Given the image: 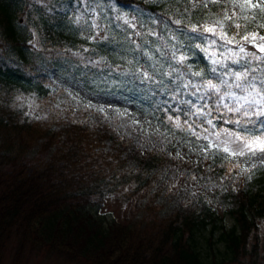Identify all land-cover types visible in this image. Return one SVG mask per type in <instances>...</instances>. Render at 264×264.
I'll use <instances>...</instances> for the list:
<instances>
[{
    "label": "trees",
    "instance_id": "obj_1",
    "mask_svg": "<svg viewBox=\"0 0 264 264\" xmlns=\"http://www.w3.org/2000/svg\"><path fill=\"white\" fill-rule=\"evenodd\" d=\"M106 1L135 11L137 25L144 30L137 45L143 59H137L140 64L135 66L152 75V80L140 84L138 79L122 78L119 71L132 66L130 57L119 49V44L129 45L122 34L104 42L106 46L85 51L77 45L78 32L65 15L45 17L42 31L52 45L65 51L63 61L85 86L100 90L103 80L110 79L124 87L162 128L149 131L130 116L87 107L45 75L0 57V264L13 240L15 252L9 264H19L28 249H45L70 261L82 255L95 264H262L264 165L240 172L236 162L225 156H198L186 142L194 115L186 117V109L176 112L180 105L169 98L177 75L172 69L184 71V66L171 60L176 49L177 57H187L191 72L203 73L201 77L186 75L185 80L221 83L205 53L195 47H208L214 37L204 33L206 39H201L182 30L213 21L212 14L223 19L231 36L236 30L228 25L245 21L232 15V0L210 5L204 0ZM17 9L14 0H0V36L8 45L6 51L25 61L26 50L15 24ZM225 11L231 19H224ZM249 11L257 12L256 19L264 23L259 9ZM177 19L180 25L173 23ZM252 30L253 22H248L239 31ZM255 30L264 35V28ZM98 65L118 72L104 75ZM259 67L264 70V64ZM255 75L259 80L264 71ZM221 87L226 91L222 83ZM190 91L181 88V92ZM211 116L217 118L220 130H236L234 124L226 123L235 118L226 109L217 112L212 107ZM162 196L174 201L166 215L158 207ZM109 199L130 208L99 233L91 226L96 219L81 210L87 205L100 209ZM228 216L234 220L231 228H227ZM140 219H144L141 225ZM206 231L211 233L210 243L218 234L226 249L224 258L209 260L201 253L200 235Z\"/></svg>",
    "mask_w": 264,
    "mask_h": 264
},
{
    "label": "rangeland",
    "instance_id": "obj_2",
    "mask_svg": "<svg viewBox=\"0 0 264 264\" xmlns=\"http://www.w3.org/2000/svg\"><path fill=\"white\" fill-rule=\"evenodd\" d=\"M14 1L18 6L15 24L21 35V39L26 50V60L21 61L9 54L6 51L8 50L6 47L8 45H6V41H1V36L0 42L5 43V45L2 46L4 49L0 47V57L4 58L8 62L26 67L28 70H35L40 74L45 75L54 86L63 88L67 92H70L74 97L90 104L91 106L103 108L109 113L130 116L149 131H156L162 128L153 120V117L145 112L142 106H140V104L125 91L124 87L116 85L114 82L110 81V79L108 81H105V79L103 80V87L100 90H93L85 86L63 61L61 53L65 54V51L57 45H52L51 42L53 41L47 39L42 31L43 19L45 17L52 18L54 14H62L66 16L65 18L68 20L69 25L78 32L79 37L77 45L84 49L96 50L98 45L106 46L104 42L116 37L117 35L122 34L126 36V40L129 41V45L123 46L122 48V45L119 44V49L121 52L124 50L126 56L130 57L132 66H128L119 72L121 73L122 78L131 82V80L134 81L138 79L131 73H133L136 69L135 65H139V61L143 59L141 51L138 49L137 45L144 37V30L140 28V25H137V19L134 14L135 11H125V9H119L117 5L106 0ZM204 2L207 3V5L211 4L208 0H204ZM236 2L239 3L242 2V0H236ZM252 2L254 4H264V0H252ZM211 15H209L211 20H221L223 22V19H214L213 16H216ZM125 20L129 23H125ZM94 23L97 27H93ZM131 30H134L135 34ZM56 43L59 42L57 41ZM249 50L252 49L249 48ZM68 55L70 54L68 53ZM146 55H149V53H146ZM137 59H139V61H137ZM146 63L148 64V62ZM146 63L143 66V69L145 70L148 69L145 68ZM98 70H100L104 75L109 74V76H112V73L118 72L112 70L107 65H98ZM138 82L140 84L142 83L140 79H138ZM193 119L197 125L194 130L200 134V138L197 139L195 136L190 134V137L186 142L189 146L194 147L198 156H202L204 154L209 156H225L228 160L236 162L235 166L240 172H243L246 168H250L253 164H255V166L257 164L264 165L259 163V155H230L229 152H225L223 150L224 146L220 145L217 141L216 134L220 133V140H225L227 139L225 131L231 130L226 128L220 130L218 121L216 120L217 118H212V116L208 117V119L213 121L211 125L207 124L206 121L201 123V119L196 116H193ZM205 129H207V132ZM190 132L192 133V129H190ZM205 146L209 147L205 150ZM227 147L231 151L238 149L240 144L238 142L231 143L227 145ZM173 203L174 201L169 197L162 196L158 201V207L161 209L160 212L166 215L172 208ZM129 208V204L124 205L122 202L109 199L102 207H100V209H97V207L93 205H87L81 210V212L83 215L89 214L96 219L97 224H94L93 222L91 226L100 233L107 230V227L113 217L123 216L128 212ZM52 219L53 217L49 219L47 224H50ZM143 220L144 219H140L139 224L142 223ZM226 221L227 228H231L234 225V220H232L231 217L228 216ZM63 222L66 223L67 221ZM144 228L145 226H142V229ZM92 235L93 237L97 236L95 233H92ZM210 237L211 233L209 231L200 235L199 244L201 245V253L209 260L224 258L226 256V249L224 244L219 241L218 234L215 237H212V243L209 242V239H211ZM14 252L15 240H13L7 247L2 264H9ZM262 262V264H264V260ZM19 264L95 263L90 258L82 255H78L74 260L70 261L66 259L64 255H58L56 253L50 254L45 249H28L25 254H23Z\"/></svg>",
    "mask_w": 264,
    "mask_h": 264
},
{
    "label": "snow or ice",
    "instance_id": "obj_3",
    "mask_svg": "<svg viewBox=\"0 0 264 264\" xmlns=\"http://www.w3.org/2000/svg\"><path fill=\"white\" fill-rule=\"evenodd\" d=\"M208 2L216 3L217 0H208ZM231 7L232 15L236 16L237 20L245 21L244 25L239 22L228 25L229 29L234 28L236 30L231 36L228 35V31H226L221 20L206 21L201 25L193 24L182 30L195 33L196 37L201 39H206L204 33H210L214 37L208 41V47L201 48L200 44H196L195 47L200 48L207 59L210 60L211 72L218 76L226 91H222L221 83H213L211 79L202 81L185 80L186 75L201 77L203 73L201 71L191 72V65L185 64L187 57L184 54L177 57L176 51H179V49H176L172 52L171 60H174L177 65L184 66V71L172 69L177 75L175 80L172 81L175 87L169 90V98L180 105L175 109L176 112L179 113L182 112V109H186L187 111L183 112L186 117L188 113H191L200 118L201 123L206 121L209 125L213 123L211 119H208L212 115V107L217 112L224 108L228 113H232L235 118H230L226 123L234 124L236 130H226L227 139L225 140H220V133H217V141L224 146L223 150L229 152L230 155H259V163L264 164V77L258 80L255 75L257 71H264L259 67L260 64H264V35H259L255 30L256 28H264V23H260L256 19L257 12L249 11V9H259V13L264 14V4H254L252 0H242L239 3L232 0ZM224 19H231L227 11L224 13ZM248 22H253V30L241 34L239 30L242 26L246 27ZM125 23L129 22L125 20ZM173 23L180 25L182 21L177 19ZM209 23L215 26L210 27L208 26ZM93 27H97V25L94 23ZM237 36H239V39H237ZM249 46L254 51H249ZM209 48L213 51L209 52ZM254 64L255 66H253ZM150 67H154V65H150ZM218 69L223 70L222 73L218 72ZM131 74L140 79L142 83L153 79L152 75L141 68H136ZM163 75L170 77V73H164ZM225 76L230 77L234 83L229 84L228 80L224 78ZM160 83L163 84V81L161 80ZM181 88H190L192 91L181 92ZM233 89L236 91H233ZM181 95H187L190 98L186 100L177 99ZM191 97L201 101V103H194ZM225 100L230 101V103H224ZM210 103L212 107L209 106ZM87 107H91V105L89 104ZM97 110L104 112L103 108ZM167 119L171 121L172 117L168 116ZM175 124L177 128L180 127L179 117L176 118ZM196 127L195 122L188 125V128L192 129L191 134L199 139L200 134L194 130ZM205 131L207 132V129ZM237 142L240 147L230 151L227 145ZM209 146H205V150ZM251 167H255V164Z\"/></svg>",
    "mask_w": 264,
    "mask_h": 264
}]
</instances>
